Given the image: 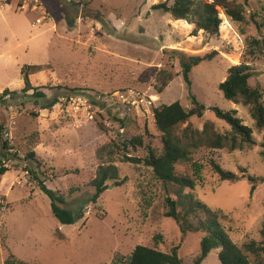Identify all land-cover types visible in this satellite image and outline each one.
Listing matches in <instances>:
<instances>
[{
	"label": "rangeland",
	"instance_id": "obj_1",
	"mask_svg": "<svg viewBox=\"0 0 264 264\" xmlns=\"http://www.w3.org/2000/svg\"><path fill=\"white\" fill-rule=\"evenodd\" d=\"M173 1L42 0V10L21 11L17 1L0 0V93L18 92L0 101V171L8 170L0 174V264H129L137 245L166 252L180 246L184 264H194L204 234L183 235L178 224L165 216V198L168 192L177 198L176 188L170 186L167 192L151 168L124 162L118 149L125 140L141 138L142 145L130 148L129 155L145 158L149 148L161 153L162 134L155 122L132 116L119 120L112 114L103 116L109 126L99 120L88 122L72 116L64 102L78 93L125 88L154 96L157 107L179 101L189 109L191 92L206 107L202 118L189 121L199 130L212 121L219 132L230 131L214 108L237 110L253 129L256 144L236 151L195 150L192 160L200 168L192 192L227 215L223 224L237 246L244 249L246 244L264 242V128L257 127L248 107L227 100L219 89L229 69L244 62L252 69L249 83L261 90L264 103V28L259 30L250 17L264 0H236L247 16L242 23L233 22L219 8L218 35L153 9ZM43 10L48 15L37 24ZM30 37L34 38L26 42ZM256 41L260 47L250 54L248 46ZM174 51L213 56L192 68L191 90ZM26 65H47L30 76L32 86L46 94L44 99L31 97L32 90L26 96L20 92L25 86L21 69ZM162 70L171 72L173 80L158 93ZM54 101L51 108H43ZM211 160L239 176L246 170L257 177L256 190L247 177L235 183L222 181ZM111 161L120 169V180L109 181L98 201L90 202L98 166ZM177 171L194 174L191 164H180ZM38 181L63 195L64 207L75 214L83 212L84 218L62 227ZM247 254L253 264H264V255ZM202 264H221L219 250Z\"/></svg>",
	"mask_w": 264,
	"mask_h": 264
},
{
	"label": "trees",
	"instance_id": "obj_2",
	"mask_svg": "<svg viewBox=\"0 0 264 264\" xmlns=\"http://www.w3.org/2000/svg\"><path fill=\"white\" fill-rule=\"evenodd\" d=\"M219 8L233 22L242 23L247 21L243 5L236 0H212V2L209 0H174L172 5L166 2L153 6L155 10L170 13L175 20H184L190 24H195L197 30H204L210 35L219 34L222 23ZM250 17L256 27L262 30L264 28V5L260 6L259 12H255ZM248 47L250 49L249 53L254 54L259 49L260 44L258 41L251 42ZM174 53L179 55L183 78L188 89L191 90L190 73L192 68L204 60H212L213 56L187 55L179 51H174ZM187 56L186 60L185 57ZM46 68L47 65H26L22 67L21 75L25 86L20 92L26 96L32 90L33 93L29 94L31 97L44 99L46 94L41 92V87L32 86L30 76ZM251 76L252 69L248 64L243 62L232 66L228 71L227 79L219 85V89L227 100L248 107L257 127L263 129V94L259 88L250 85ZM172 80L173 74L171 72L160 71L156 84L158 93H162ZM3 94L4 96L11 94L14 98L18 95V92L17 90L6 89ZM190 98L193 105L190 109L185 108L179 101L169 105H161L155 109V125L162 134L163 149L161 153L149 148L148 155L145 158L129 155L130 148L136 149V146L142 145L141 138L125 140L121 146H118V149L124 153V162L144 164L151 168L154 177L164 184L167 192L170 186L176 188L174 194L177 198L172 197L169 192L165 198V216L173 219L178 224L183 235L199 232L204 234L201 239V252L196 257L194 264H202L213 250H219L221 264H253L247 253L258 258L261 257L264 255V242L261 244L255 242L246 244L244 249L237 246L223 224L227 215L222 210L211 209L192 192L198 184L196 175L200 168L199 164L192 160L194 151L201 148L212 150L228 148L230 151H236L243 149L244 145H255L253 129L242 122L237 116V110H223L217 107L214 108L217 117L230 125V131L226 133L219 132L212 121L206 122L202 130L193 128L189 123L190 119L193 117L202 118L206 107L191 92ZM54 104L55 101L50 102L44 105L43 108H51ZM184 125L186 126L183 127ZM1 131L2 127H0ZM261 146L263 148L262 156L264 157V142ZM4 147L5 149L8 147L7 140L4 141ZM210 163L214 172L222 181L235 183L239 179L247 177L253 184L252 191L256 190V183L259 179L247 174L246 170H242V175L239 176L235 172L225 170L214 160H211ZM180 164H191L194 174L179 173L177 166ZM7 171V169H2L0 174ZM120 177V169L114 162L102 163L98 166L96 176L91 183L95 188V193L90 202L96 203L108 188V182L118 181ZM35 179L38 180V177L35 176ZM38 186L50 198L52 213L62 227L73 225L84 218L83 212L78 211V214H75L70 209L65 208V197L59 192L48 188L44 181H38ZM186 189L191 190V192H185ZM57 237L60 240L65 239L63 234H58ZM179 250L180 246L166 252L159 250L158 247L137 245L130 255L129 264H184L179 255ZM20 264L27 263L22 261Z\"/></svg>",
	"mask_w": 264,
	"mask_h": 264
},
{
	"label": "built area",
	"instance_id": "obj_3",
	"mask_svg": "<svg viewBox=\"0 0 264 264\" xmlns=\"http://www.w3.org/2000/svg\"><path fill=\"white\" fill-rule=\"evenodd\" d=\"M5 4L7 6V2ZM17 7L21 11L29 9L42 10L43 3L42 0H17ZM46 15H48V12L43 10L41 17L36 20V23H42ZM11 98V94L4 96L3 92L0 93V101L2 102ZM64 102L67 104L68 112L75 118H82V120L88 122L99 120L108 126L107 122L109 121L103 118L106 114H112L119 120L120 117L132 116L138 120L152 119L155 122V109L157 108V101L154 96L134 88H125L108 93H78L70 96ZM9 126L10 124L6 127L7 131ZM5 134L10 135V132ZM25 181H27V178H25Z\"/></svg>",
	"mask_w": 264,
	"mask_h": 264
},
{
	"label": "crops",
	"instance_id": "obj_4",
	"mask_svg": "<svg viewBox=\"0 0 264 264\" xmlns=\"http://www.w3.org/2000/svg\"><path fill=\"white\" fill-rule=\"evenodd\" d=\"M16 1H17V0H13V2H15V4H16ZM32 26H33V25H32ZM15 35H16V34H15ZM33 38H34V37H30V38H28V39L26 40V42H27V41H30V40L33 39ZM3 89H4V88H2L1 90H3Z\"/></svg>",
	"mask_w": 264,
	"mask_h": 264
}]
</instances>
